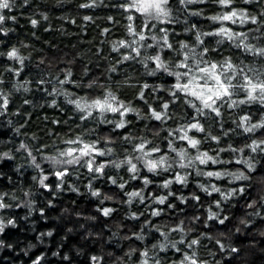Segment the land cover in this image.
Listing matches in <instances>:
<instances>
[{
  "label": "trees",
  "instance_id": "1",
  "mask_svg": "<svg viewBox=\"0 0 264 264\" xmlns=\"http://www.w3.org/2000/svg\"><path fill=\"white\" fill-rule=\"evenodd\" d=\"M85 2L87 0H30V5L21 6L23 0H16V6L11 14L17 16V21L7 22L6 26L12 29L7 37L0 34V52H7L15 46L24 57L22 72L16 76L6 69L9 66L20 68L19 61L0 56V78L4 81L0 84V92L9 95L7 112L0 109L2 113L0 114V154L9 152L11 156V158L0 157V173H2L0 194L8 193L5 201L13 205L10 208L0 209V218L15 220L14 225H6L4 231L0 232V239L5 242V246H0V264H32L37 256H41L38 264H93L91 261L93 255L102 257L99 264H122L117 257L127 260L125 254L130 248L145 245L151 247L159 235L149 229L145 219L157 225L167 226H173L183 220L186 228L194 229L188 233L186 239L199 236L201 232H208L213 239L201 237V244L197 246L199 257L207 261V264H264V236L260 234L264 232V217L250 215L260 206L259 198L264 196V183L260 182V174L264 171V156L257 157L260 163L257 164L258 171L253 178V186L244 194L223 201L222 210L214 203L215 200L221 199L219 193L209 196L203 192L198 187V183H209V180L207 177L197 176L194 170H188L191 174L186 184L174 181L168 189L161 186L162 181L172 177L173 172H162L154 176L139 165L141 173L153 179V183L147 188L144 187L142 179H129L127 165H121V168L117 169L110 164L106 167L104 176L89 173L87 167L67 166L72 170L63 178L61 187L57 189L55 185L60 183V178L54 175L50 163H42L41 167L45 168L46 172L53 173L48 175L45 181L52 187L45 189L38 180H33V176L38 175V170L31 165L27 152L19 148L22 141L33 148L47 144L49 147L45 150L46 153L55 155L57 147H67L59 141L73 135V132L69 131L70 128L73 131H80L93 124L92 121L88 124L80 122L73 116L71 106L65 103L63 95L65 89L79 92L81 95L86 91L70 83H65L63 86L58 84V80L63 79L68 70L73 73V77L69 79L75 78L79 81L83 78L85 83L94 78L108 82L109 76L113 81H122L125 76H129L134 81H146L150 85L161 83L167 85L172 82V78L161 79L159 74L155 77L147 76L142 65L135 61H127L123 66L116 65L118 71L109 72L108 69L120 58V54L112 50L113 42L131 39L126 32L128 21L126 16L121 14L120 9L112 7L116 0H97L95 7H80V4ZM207 12L209 15L214 12L211 5L207 6ZM43 13L47 14V20L43 19L41 15ZM86 15L93 19L85 21L83 17ZM108 16H113L116 22L109 21ZM30 18L38 19L39 24L33 27ZM197 21L205 27V30H208V26L213 23L200 17L190 18V22ZM136 24L139 26L141 20H137ZM104 28H108L109 32L104 33ZM177 31L180 29L177 28ZM179 38L184 39L185 36L181 35ZM225 54H228L227 49ZM86 67L90 71L88 76L84 77ZM40 80H44L45 83L39 84ZM113 86L115 87L114 84ZM54 87L58 88L60 95L52 93ZM121 91L122 98H133L132 89L125 88ZM146 92L149 93L150 103L154 102V97H159L155 103H162L168 98V93L164 90L151 93L149 89ZM53 99L57 101L56 105H52ZM25 100L29 103H24ZM133 104L142 113L147 112V107L142 101L133 100ZM242 107L247 110L249 106ZM182 109H184L183 104L170 109L176 115L174 120L167 122L168 126L175 127L177 123L182 122L180 120ZM228 112H232L233 117L243 115L244 112L240 109L225 110V125L235 128ZM251 112L255 119L259 118L255 106H251ZM128 118L131 121L128 131L135 136L144 134L145 125L152 126L159 123L146 118L137 119L135 114H130ZM77 124L81 125L80 129L75 128ZM102 127L107 129L108 126ZM117 131L121 135L124 133L122 129ZM212 131L219 134L218 127H213ZM148 134L151 137V133ZM161 135L167 133L162 131ZM253 138H264V135L259 131L254 135L243 134L240 129H236L225 137L219 146L209 141L203 147H226L228 143H232L239 148L245 143H250ZM156 142L162 145L163 151H167L165 141ZM122 144L123 147L130 148V145L118 141L115 145V154L98 156L97 161L119 162L125 156ZM177 145L181 146L179 142ZM250 154L249 150L245 149L243 155L247 157ZM221 157L231 163L212 165V168H227L229 171H235L244 167L235 164L230 153H221ZM40 159L41 157L37 155V160ZM93 176L96 178L94 179ZM108 176H116L118 183L123 180L129 182L122 190L118 184L113 185L108 180ZM89 182L93 186L92 189L89 188ZM212 182L220 186L223 191L238 187L241 183L248 184L247 181L231 182L227 177L222 180L213 178ZM94 189L100 190L99 196L91 194ZM139 189H143L145 194L152 193L153 196L166 195L169 191L175 195L169 196L165 205H157L151 198L145 204H141L136 198L131 205L128 204L126 193ZM181 194L187 198L186 202L178 199ZM193 194L201 197L199 202L192 198ZM13 196L16 198L12 199ZM106 196L112 199H105ZM253 198L257 199V205L249 209L246 207V202ZM49 201L52 203L49 204ZM168 203H173L176 207L168 208L166 206ZM17 204L19 207H16ZM149 204L164 209L160 217H152L149 214L147 211ZM105 207L113 209L108 216L101 211ZM209 207L219 212L221 217L224 215L229 217L224 225H220L218 221H208L205 226ZM41 208L44 209L43 214ZM131 211L143 212L144 216L133 219L130 216ZM193 216H199L200 220L193 221ZM242 219H250L252 223L245 226L241 224ZM236 228H240V231L236 232ZM142 230L146 233L144 241H139L135 237L127 239L133 232L139 233ZM49 232L51 235H48ZM170 236L172 239H179L181 233H170ZM215 239H221L225 243L230 240L240 252L229 254L227 249L221 252L219 246L215 244ZM7 244H11L12 247H6ZM53 253L59 254L53 255ZM138 259V255L133 253L132 259L127 260V264H135Z\"/></svg>",
  "mask_w": 264,
  "mask_h": 264
},
{
  "label": "snow or ice",
  "instance_id": "2",
  "mask_svg": "<svg viewBox=\"0 0 264 264\" xmlns=\"http://www.w3.org/2000/svg\"><path fill=\"white\" fill-rule=\"evenodd\" d=\"M97 0H87L80 4L82 8L95 7ZM23 5H30V0H23ZM203 5L204 7H199ZM211 5L214 9L212 14H208L207 6ZM16 6V0H0V34L7 37L12 29L6 26L8 21L16 22L17 16L12 15V9ZM112 7L120 9L121 14L126 16L128 24L126 32L131 39H120L113 42L112 50L120 54L116 64L112 65L108 71L116 73V65L123 66L127 61H135L142 65L147 76L155 77L159 74L161 79L172 78L170 84L161 83L150 85L148 82L133 80L129 76L121 80L113 81L112 77L107 78L108 82L100 78H94L84 82V79L77 81L73 73L68 70L63 79L58 80V84L63 86L70 83L76 88L84 91L70 92L64 90L65 103L71 106L73 116L78 118L88 127L80 131H73V135L59 142L67 145L66 148L55 149V155H48L45 150L47 144L39 147H31L25 142H21L20 149H24L30 158L31 165L38 170V175L33 176V180H38L39 184L49 189L52 187L45 181L52 172H46L41 167L42 163H50L53 166L54 175L60 178V183L55 187L58 189L63 183V178L71 172L67 166L78 165L87 167L89 173L106 175V167L113 165L121 168L127 165L130 180L142 179L143 185L147 188L153 183L149 175L140 171L141 166L154 176L164 172H173L174 175L162 181V187L168 189L175 181L181 184L187 183V178L191 174L188 170H194L197 176L207 177L209 183H198V187L209 196L219 193L221 199L214 201L217 208H221L223 201L231 197L244 194L253 186V178L258 171L257 164L260 160L258 156H264V138H253L250 143H245L242 147H235L228 143L226 147H208L204 144L211 141L219 146L225 137H228L236 129H240L243 134L254 135L259 133L264 135V0H116ZM7 10V11H5ZM47 20V14H41ZM200 17L203 20L213 22L208 26V30L199 22H190V18ZM85 21L92 20L91 16H84ZM109 21L116 22L113 16H108ZM141 20V24H136ZM33 27L39 24L36 18H30ZM75 23V21H73ZM175 25V27H172ZM177 28L180 31H177ZM104 33L109 32L108 28L103 29ZM184 35V39L179 37ZM214 45V46H213ZM227 49L228 54H225ZM0 56H6L9 60L19 61L21 67L9 66L7 71L19 76L22 72L24 57L20 55L17 47L12 46L7 52H0ZM43 62V61H41ZM89 69H84V77L89 74ZM4 81L0 78V84ZM39 84L45 83L40 80ZM115 85V87L113 86ZM132 89L133 98L123 97L121 89ZM157 93L164 90L168 93V98L162 103H155L159 97L153 98V103L149 102V93ZM28 89L25 87V91ZM52 93L60 95L58 88H52ZM2 104L0 109L7 112L9 95L0 92ZM133 100L142 101L147 107V112L134 106ZM24 103H29L25 100ZM57 101L52 100V105ZM178 104H183V114L180 115L182 122L175 127L168 126L169 120H174L175 113L171 108ZM242 106H249L245 110ZM251 106L256 107L259 118L255 119ZM240 109L243 115L233 117L232 112H228L229 118L235 128L228 127L224 123L225 110ZM2 114V113H0ZM135 114L137 119L146 118L149 121L159 122L158 125H145L144 134L135 136L128 131L131 126L129 115ZM111 117V118H110ZM59 124L60 121H54ZM108 126L105 129L102 126ZM213 127H218L219 134L212 131ZM80 129L81 125H75ZM124 130L123 135L117 130ZM167 135L162 136L161 133ZM151 133V137L148 133ZM59 134H57L58 136ZM89 137H91L89 139ZM166 142L167 151L162 150V145L156 141ZM118 141L130 145L123 148L125 156L119 162L104 160L97 161V157H104L115 154V145ZM177 142L181 146L178 147ZM248 149L251 154L245 157L243 153ZM36 154H33V153ZM175 153V155H171ZM213 153V154H210ZM221 153H230L232 160L243 168L229 171L227 168H212V165H223L231 163L224 161ZM37 155L41 157L37 160ZM0 157L11 158L9 152L0 154ZM204 166V167H201ZM179 169V170H177ZM2 175V173H0ZM230 178L231 182L247 181L248 184L241 183L238 187H231L223 191L220 186L212 182ZM95 179L96 177L93 176ZM122 180V178H120ZM108 180L120 189H124L129 182L123 180L118 183L116 176H108ZM260 182L264 183V171L260 174ZM89 182V188L92 189ZM93 196H99L100 190L94 189ZM28 195V193H25ZM128 204H132L136 198L141 204L149 202L150 198L157 205H165L169 196L175 195L169 191L166 195H155L144 193L143 189L127 192ZM8 193L0 194V209L10 208L13 205L5 201ZM16 197L13 196L12 199ZM192 198L199 202L201 197L193 194ZM105 199H112L106 196ZM181 202H186V197L182 194L178 197ZM260 206L250 215L264 217V196L260 198ZM31 201H29V204ZM52 201H49L51 204ZM257 205V199L253 198L246 202V207L251 209ZM168 208L176 207L173 203L166 205ZM19 207V204L16 205ZM222 210V208H221ZM43 214L44 209H40ZM101 211L108 216L113 209L102 208ZM147 211L152 217H160L164 209L152 207L149 204ZM133 219L144 216L143 212L131 211ZM229 217L208 209L207 220L218 221L224 225ZM193 221H199V216H193ZM252 223L250 219H242L241 224L247 226ZM14 219L4 220L0 218V232L4 231L6 225H14ZM145 224L150 230H154L159 235L151 247L144 246L130 248L125 254L127 260L132 259V254L136 253L139 257L135 264H207L202 260L197 251V246L201 244V237L209 240L213 239L208 232H201L199 236L186 239L188 233L193 228H186L184 221L181 220L173 226L157 225L145 219ZM71 231V230H69ZM240 228H236L239 232ZM181 233L179 239H172L170 233ZM264 236V232L260 233ZM51 235V232L48 233ZM146 233L143 230L139 233L133 232L130 237H135L139 241H144ZM223 235V233L221 234ZM215 244L219 246L221 252L229 250V254H238L240 249L229 240L225 243L221 239H215ZM0 246H5L4 240L0 239ZM6 247L11 248V244ZM59 253H53L58 255ZM176 257V258H172ZM65 259L67 257L65 256ZM102 257L91 256L93 264H99ZM122 264H127V260L117 257ZM41 256H37L32 264H38Z\"/></svg>",
  "mask_w": 264,
  "mask_h": 264
}]
</instances>
